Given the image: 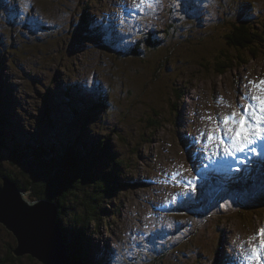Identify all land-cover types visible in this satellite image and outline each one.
Returning a JSON list of instances; mask_svg holds the SVG:
<instances>
[{
  "label": "rangeland",
  "instance_id": "rangeland-1",
  "mask_svg": "<svg viewBox=\"0 0 264 264\" xmlns=\"http://www.w3.org/2000/svg\"><path fill=\"white\" fill-rule=\"evenodd\" d=\"M78 1L0 0V73L9 83L7 104L17 132L23 134L22 144L39 147L41 142L72 138L88 113L85 108L74 118L66 104L71 100L66 92L80 89L87 97L76 96L73 104L83 101L86 105L90 98L94 106L99 104L86 127L92 135L110 137L112 153L130 164L114 169L125 182L114 196H105L101 207L109 211L101 222L92 223L85 231L93 236L90 248L96 251V258H92L105 260L103 264H264L258 235L264 229V212L260 218L238 212L236 206L246 204L230 194H223L227 198L218 210L208 209L205 196L200 194L226 179L231 180L229 184L254 187L253 193L241 194L246 200L264 188V140L238 153L227 132L230 125L223 123L233 112L239 121L248 105L256 107L252 97L260 93L254 85L264 80V44L254 46V54L249 47L245 53H234L223 37L231 35L232 24L248 21L247 26L264 38V0H231L232 5L226 0L223 4L208 0L202 6L206 0H155L151 5H140L138 0H92L83 6L85 13L103 19L105 24L117 13L116 27L127 37V43L116 47L122 54L131 51L142 29L155 32L157 37H165L167 32L170 37L161 40L155 52L159 59H152L155 67L144 64L141 56L138 64L105 56L96 47L98 42L90 38L88 44L81 42L77 38L83 36L80 25L90 17L83 20L79 12L76 14ZM170 12L174 13L171 22ZM2 13L20 21L21 30L9 27ZM25 13L31 18L33 14L43 26L37 30L31 22L24 26ZM113 33L112 28L103 26L100 35ZM115 35L100 38L110 42ZM79 44L85 46L77 47ZM214 47L233 59L223 76L203 69L196 58L193 62L192 57L206 56ZM204 61L213 65L211 60ZM155 70L160 79L146 81L148 73ZM55 77L58 82L52 85ZM181 85L186 87L184 95L177 90ZM42 94H48L50 115ZM102 103L106 106L101 111ZM3 128L7 138L12 129ZM210 132L212 141L207 139ZM82 141L90 138L85 136ZM224 147L231 148V155L225 154ZM0 156V182L3 173L26 184L23 170L14 166L11 155L2 149ZM206 172L210 174H203ZM89 191L83 187L76 193L83 198ZM189 195L195 200V209L174 210L181 205L180 198ZM23 197L32 200L30 194ZM76 210L83 211L78 205ZM258 210L263 211L264 206ZM16 246L15 237L1 223L0 260L42 264L28 255L13 262ZM67 250L66 246V257ZM254 250L261 260L253 258Z\"/></svg>",
  "mask_w": 264,
  "mask_h": 264
},
{
  "label": "trees",
  "instance_id": "trees-1",
  "mask_svg": "<svg viewBox=\"0 0 264 264\" xmlns=\"http://www.w3.org/2000/svg\"><path fill=\"white\" fill-rule=\"evenodd\" d=\"M224 1L225 0H219L218 2H222L223 4ZM89 2H92V0H79L76 3V14L79 12L81 14V19L83 20L86 16L90 17L89 20H86L80 25L83 36L77 38H79L81 42L85 40V42L88 44V39L90 38L89 40L91 42H98V45H95L97 48L101 49L100 52L105 56H110L115 60H120L121 62L127 64H138L142 57V62L144 64L155 67V61L159 59L158 54L155 52L160 49L158 47L162 44L160 41L167 40L170 37L168 36L167 32V36L157 37L155 36V32H146L144 29H142L141 35L138 36V38L133 42L131 51H129V53L126 52L125 54H122L118 49H116V47L120 43H127L125 42L127 37L125 33L123 35L121 28L119 30L116 27L115 17L117 13L113 16H110L107 19V23L105 24L103 19H99L97 17L93 18V16L85 13L83 6L86 3L89 4ZM226 2L232 5L231 0H226ZM197 5L199 6V3ZM222 6L223 5H220V7ZM203 7L204 11L207 12L206 5ZM186 10L191 12L195 11V9L189 8H186ZM171 13L174 15L173 12H170V22L172 21ZM31 15L32 18L30 17L29 13L24 14L26 19L25 23L27 24L24 26H28L30 24L29 22L33 23L34 29L36 30L39 26H43L41 21L34 19V15ZM184 15H186V13ZM2 16L5 18L4 20L7 22L9 27L15 30H21L20 21H17L13 16L8 14L2 13ZM178 21L179 19L176 20V22ZM248 24V21L242 22L238 26L232 24L230 30L231 35L228 34L227 36L223 37V39L227 40L228 44L234 48V53H245L246 47H249V51L253 52L252 54H254L257 52L256 47L254 49V46L261 42L264 44V38L258 35L256 31H252L250 25L247 26ZM44 26L47 27V25ZM103 26L112 28L116 33L114 38H112L113 40L110 42H107L108 39L113 37L115 33L111 34L110 36L100 35V32L103 30ZM207 28L210 29V27ZM84 31H86V34H84ZM169 33L172 34V31L170 30ZM233 35L239 36L231 37ZM100 37H105L108 39L102 40ZM70 40L73 39L71 38ZM186 43L189 44L190 42ZM63 44L65 45L66 42H63ZM193 44L196 45V42H193ZM80 45L85 46L84 44H79L77 47ZM163 49L166 50L165 48ZM144 52L148 53L145 58L143 57L144 55L142 56ZM195 52L196 51H194V53ZM208 52L210 54L208 53L206 56L198 58L196 55L195 57H192L193 62L194 58H196L197 62L201 65V67H203V69H208L211 73H213V71H217L221 74V76H223V74L226 73L225 70L229 68L228 66L233 59L226 58V55H224L225 53H220L217 47H214L212 52ZM152 59L156 60L152 61ZM204 60H211L213 65H210L209 61ZM234 61H236V59H234ZM1 66L2 65H0V71L2 70ZM157 73L158 70L149 72L146 77V81L152 82L159 80L160 78H158ZM50 82L52 85H55L58 82L57 77L53 78ZM177 90L179 93L184 95L183 91L186 90V87L181 85V87L177 88ZM9 92L10 90L8 80L4 74L0 73V152L2 149H5L6 155H11V162L15 164L14 166L25 171L24 175L26 176L27 183L25 184L21 182L17 176H7L3 173L1 174L3 175L1 178L9 177L15 181L23 193L30 194V198L32 199L31 201L33 203L41 200H48L56 203L59 206L58 220L62 229L64 242L68 247L67 252L71 264L106 263L105 260L104 262H98L94 260L96 258V251L90 248V244L93 241V236H87L85 231L92 225V223L95 222L96 225L98 222H101V217L104 214H107L109 211L107 208L101 207V204L105 202V196H114L117 188L125 182L123 179L120 181L119 175H116L114 169L116 167L120 168L123 166H128L129 163L119 159L112 153L109 143L110 137H103L98 134L92 135L90 128L86 127L91 122L93 113L95 110H97L99 104L94 106V104L91 102L93 100L92 98L85 102L86 105L82 104L83 101L78 106L73 104L72 100H76V96H82L86 99L87 95L85 96V93L83 94V91L80 89L69 88L66 92V96H69L71 100H69L66 104L71 109L73 117L76 118L78 112L83 113L85 108L88 113L81 123L82 128L73 134L72 138L66 141L60 138L51 144H48L45 141L41 142L39 147H32V145L22 144V142H20V140L22 141L21 138L23 134L17 132L18 126L16 127L15 123L10 117V108L7 104V101L9 100ZM48 94H42V98H44L45 102L47 103L46 112L48 115H50V109L48 108ZM101 100H105V98L103 97ZM105 106L106 103L101 104V111L105 108ZM72 120L74 119L72 118ZM3 127L12 129L7 138L3 136V132H6ZM85 136L90 138V141L83 142L82 138ZM1 159L3 158L0 156V160ZM135 185L136 183L134 186ZM137 185H141V183H137ZM83 187L90 189V191L86 193L89 195H86L87 197L84 196L83 198H79L76 192H78L79 189ZM194 192L196 191L194 190ZM200 194L205 196L207 201L204 203V206L207 205L208 209L218 210L220 202L225 200V197L214 195L210 196L205 191L203 193L200 192ZM89 196H91L90 199H88ZM193 199L194 198L192 195L183 198L181 205L176 206L174 210L178 209L181 211L187 207L194 210L195 208L192 204H194L195 200L193 201ZM261 204H264L263 195L260 196L259 203L254 202L245 206H242L240 203V205L236 206V209L240 213H248L252 217L255 216L260 218L261 211L258 209L261 207ZM77 205L81 206L83 211L76 210ZM203 218H205V215H203ZM193 225L194 228H196V225L192 224V227ZM99 257L100 255H98V258ZM11 259H14L12 260L13 262L22 260L21 258L17 259L14 254L12 255ZM3 261L4 262L0 260V264H6L7 261Z\"/></svg>",
  "mask_w": 264,
  "mask_h": 264
},
{
  "label": "water",
  "instance_id": "water-1",
  "mask_svg": "<svg viewBox=\"0 0 264 264\" xmlns=\"http://www.w3.org/2000/svg\"><path fill=\"white\" fill-rule=\"evenodd\" d=\"M24 195L15 181L3 177L0 182V224H4L16 239L14 256L28 255L42 264H68L58 220L59 206L48 200L33 205L35 203L26 201Z\"/></svg>",
  "mask_w": 264,
  "mask_h": 264
},
{
  "label": "snow or ice",
  "instance_id": "snow-or-ice-1",
  "mask_svg": "<svg viewBox=\"0 0 264 264\" xmlns=\"http://www.w3.org/2000/svg\"><path fill=\"white\" fill-rule=\"evenodd\" d=\"M155 0H138L140 5H151ZM259 95L253 96L252 99L257 102L256 107L248 105L244 113L240 116L239 121L235 119L237 113L233 112L231 116L225 117L223 123L230 125L227 132L231 134L234 141L233 147L237 151H243L249 145H253L257 140H264V80L258 85ZM207 139L212 141L214 136L210 132ZM223 144V141H220ZM255 152V149H252ZM224 152L231 155V148L224 147ZM189 185L192 181H188ZM258 235L261 237V247L264 248V229H260ZM253 258L261 260L258 251H253Z\"/></svg>",
  "mask_w": 264,
  "mask_h": 264
},
{
  "label": "bare ground",
  "instance_id": "bare-ground-1",
  "mask_svg": "<svg viewBox=\"0 0 264 264\" xmlns=\"http://www.w3.org/2000/svg\"><path fill=\"white\" fill-rule=\"evenodd\" d=\"M206 3H207V0H206ZM205 2L204 3H202V4H206ZM203 10H204V8H203ZM230 141H233V139H230ZM31 202V201H30ZM37 203H35V204H33V205H36ZM67 257H68V254H67ZM69 258V257H68ZM68 264H71L70 263V260L68 261Z\"/></svg>",
  "mask_w": 264,
  "mask_h": 264
}]
</instances>
